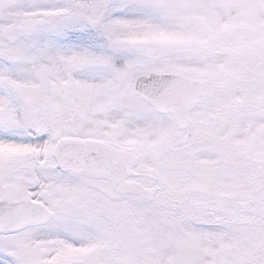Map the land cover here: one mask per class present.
<instances>
[{
  "label": "snow or ice",
  "instance_id": "snow-or-ice-1",
  "mask_svg": "<svg viewBox=\"0 0 264 264\" xmlns=\"http://www.w3.org/2000/svg\"><path fill=\"white\" fill-rule=\"evenodd\" d=\"M0 264H264V0H0Z\"/></svg>",
  "mask_w": 264,
  "mask_h": 264
}]
</instances>
